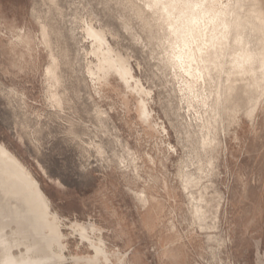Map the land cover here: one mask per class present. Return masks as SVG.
Wrapping results in <instances>:
<instances>
[{
    "label": "rangeland",
    "instance_id": "374dc122",
    "mask_svg": "<svg viewBox=\"0 0 264 264\" xmlns=\"http://www.w3.org/2000/svg\"><path fill=\"white\" fill-rule=\"evenodd\" d=\"M129 1L0 0V142L60 216L61 264H88L72 256L94 255L76 223L102 239L110 260L100 264H264V98L247 113L263 97L264 79L245 81V105L231 119L224 102L219 115L211 111L213 80L197 84L208 103L189 106L182 79L165 61L161 20L144 0H133L134 7ZM88 24L102 27L126 57L130 85L115 72L106 79L89 74L96 58ZM49 52L58 58L60 83L45 74ZM135 80L167 133L152 132L140 116ZM142 188L161 209L141 207L135 193Z\"/></svg>",
    "mask_w": 264,
    "mask_h": 264
},
{
    "label": "bare ground",
    "instance_id": "6f19581e",
    "mask_svg": "<svg viewBox=\"0 0 264 264\" xmlns=\"http://www.w3.org/2000/svg\"><path fill=\"white\" fill-rule=\"evenodd\" d=\"M146 1L144 0L151 11L161 20V23L158 24L162 26L164 30L162 34L167 40V47L165 46L167 59L165 61L182 79L183 86H181L182 84L181 87L179 86V92L183 93L188 105L190 106L192 103L194 105V101L201 104L208 103V96L197 88V84L201 80L204 83L206 79L213 80L215 96L213 103L209 102L213 115L216 116L222 112L220 106L224 102L227 104V106L225 104V110L229 119L233 118L246 102L249 84H246L245 81L250 84L254 83L256 75L264 79V0ZM134 3L130 5L133 6ZM143 7L142 9H144ZM136 10L139 11L138 6ZM157 20L154 21L157 22ZM41 27L42 39L49 44V28L46 29L47 27L44 25ZM101 28L98 29L92 24H88L84 29L88 37L92 38L91 53L96 58L94 65L91 62L92 59L90 60L89 74L96 75L98 79H106L111 72H115L123 82L130 85V80L134 79V75L126 57L110 45ZM23 36L20 33L17 38L21 40ZM161 36L163 37V35ZM50 56V63L44 68L45 74L57 81L60 75H58V58L53 53H50ZM139 82L135 80V89L140 100V116L152 132L155 133L161 128L163 132L167 133L164 126H160L158 121L152 117L143 97L150 93ZM58 83H60L59 80ZM57 92L52 93V98L61 103V97ZM263 98L264 95L256 106L247 112L249 117ZM250 120L252 119L250 118ZM212 143L203 141L205 146L208 144L212 146ZM165 145L172 148L169 142ZM135 173L139 177L137 166H135ZM182 173L183 188L187 190L185 186L187 175ZM192 180H190V185ZM135 195L143 209L150 205L153 210L162 208L160 200L155 195H148L144 188L137 191ZM191 213L194 219L201 215L197 204L196 206L192 205ZM203 215L205 216V214ZM59 221L60 216L50 209L49 199L36 179L21 165L18 158L0 142V264H43L45 261L51 264H61L66 260L64 254L66 246L63 243L64 234L59 227ZM76 225L81 237L86 239L93 248L94 255H74L72 256L73 261L88 264H100L103 262L102 258L105 262L109 261L102 239H99L98 242L92 240L83 226L77 223ZM174 231L175 226L173 225L169 233L172 234ZM176 236V238L181 237L178 234Z\"/></svg>",
    "mask_w": 264,
    "mask_h": 264
},
{
    "label": "crops",
    "instance_id": "0c3cea01",
    "mask_svg": "<svg viewBox=\"0 0 264 264\" xmlns=\"http://www.w3.org/2000/svg\"><path fill=\"white\" fill-rule=\"evenodd\" d=\"M19 33H21L22 34V32L20 31Z\"/></svg>",
    "mask_w": 264,
    "mask_h": 264
},
{
    "label": "snow or ice",
    "instance_id": "6c2138e0",
    "mask_svg": "<svg viewBox=\"0 0 264 264\" xmlns=\"http://www.w3.org/2000/svg\"><path fill=\"white\" fill-rule=\"evenodd\" d=\"M177 2H179V0H177Z\"/></svg>",
    "mask_w": 264,
    "mask_h": 264
}]
</instances>
